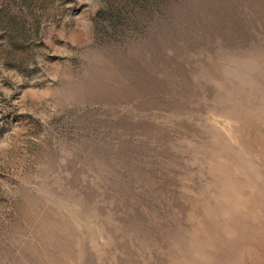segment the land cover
I'll return each mask as SVG.
<instances>
[{"label": "rangeland", "instance_id": "obj_1", "mask_svg": "<svg viewBox=\"0 0 264 264\" xmlns=\"http://www.w3.org/2000/svg\"><path fill=\"white\" fill-rule=\"evenodd\" d=\"M0 264H264V0H0Z\"/></svg>", "mask_w": 264, "mask_h": 264}]
</instances>
